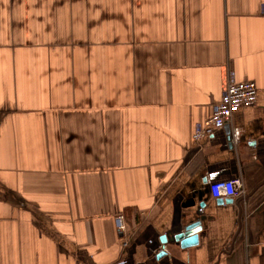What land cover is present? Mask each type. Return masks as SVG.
<instances>
[{
  "label": "crops",
  "instance_id": "0c3cea01",
  "mask_svg": "<svg viewBox=\"0 0 264 264\" xmlns=\"http://www.w3.org/2000/svg\"><path fill=\"white\" fill-rule=\"evenodd\" d=\"M263 6L0 0V264H264ZM230 75L256 104L194 143Z\"/></svg>",
  "mask_w": 264,
  "mask_h": 264
},
{
  "label": "built area",
  "instance_id": "2783aa9c",
  "mask_svg": "<svg viewBox=\"0 0 264 264\" xmlns=\"http://www.w3.org/2000/svg\"><path fill=\"white\" fill-rule=\"evenodd\" d=\"M264 16V6L262 7ZM258 89L252 82L237 83L232 75L228 76L225 91L221 101L215 107L210 118L198 124L192 135L194 143H199L207 139L210 134L223 128L232 121L233 116L241 109L253 107L257 102ZM210 195L213 199L222 201L236 199L244 194L243 185L239 179L219 181L209 186ZM199 213L202 209L198 210ZM114 225L119 235L121 249H126L130 242V237L126 229L125 217L118 214L114 217Z\"/></svg>",
  "mask_w": 264,
  "mask_h": 264
},
{
  "label": "water",
  "instance_id": "95a60500",
  "mask_svg": "<svg viewBox=\"0 0 264 264\" xmlns=\"http://www.w3.org/2000/svg\"><path fill=\"white\" fill-rule=\"evenodd\" d=\"M218 205H231L232 204V199H227V200H220L217 199ZM199 225L198 223H195L192 226L184 228L182 231L179 233L175 234L173 237H171V241H174L175 243L180 245V248L183 250L194 248L198 245V232L195 230V227ZM161 243L164 245L167 242V236L164 235L160 239ZM165 256V253L161 251L157 255V259H161L162 257Z\"/></svg>",
  "mask_w": 264,
  "mask_h": 264
}]
</instances>
